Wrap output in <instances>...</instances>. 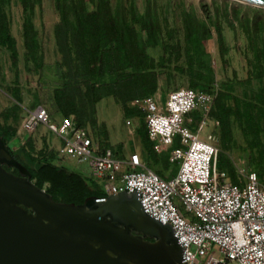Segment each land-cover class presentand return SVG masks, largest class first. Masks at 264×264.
Here are the masks:
<instances>
[{
    "label": "trees",
    "instance_id": "16d2710c",
    "mask_svg": "<svg viewBox=\"0 0 264 264\" xmlns=\"http://www.w3.org/2000/svg\"><path fill=\"white\" fill-rule=\"evenodd\" d=\"M13 2L19 3L23 15L20 39L24 63H31L33 71L40 74L45 50L32 19L36 8L41 14L43 0H0V48L8 54L17 81L20 53L11 33L9 12ZM52 5L58 16L53 39L59 59L53 64L58 85L52 88L46 102L51 120L71 117L74 127H90L97 132L96 104L112 97L124 117L137 118L140 129L145 131V150L155 155L149 157L151 165L168 168V154L153 152L144 114L130 102L142 94L146 84H153L151 77L160 81L158 89L163 98L178 89L182 81L189 89L214 96L209 117L218 122L214 130L220 149L217 168L237 184L230 156L237 161L245 157V168L255 172L264 183V17L241 16L239 10L227 4H200L198 13L193 6L186 7L182 2L173 5L170 0H144L141 9L136 0H52ZM177 19L179 25L175 24ZM223 25L233 35L243 34L249 70L241 80L232 69L231 77L216 87L211 57L203 46L214 36L221 67L226 71L230 48ZM28 66L24 65L26 70ZM19 95L16 86L11 96L16 104L0 113V137L10 154L28 171L30 180L57 202L81 204L88 197H105L100 182L68 168L45 141L37 149L30 136L22 143L18 140ZM44 104L34 93L31 108ZM190 116L195 122L198 120V113L192 112ZM98 134L105 136V131ZM104 138L99 141L101 151L105 149ZM178 145L176 138L173 148ZM5 168L18 174L15 168ZM153 170L163 178L160 169ZM176 170L171 165V171Z\"/></svg>",
    "mask_w": 264,
    "mask_h": 264
},
{
    "label": "built area",
    "instance_id": "2783aa9c",
    "mask_svg": "<svg viewBox=\"0 0 264 264\" xmlns=\"http://www.w3.org/2000/svg\"><path fill=\"white\" fill-rule=\"evenodd\" d=\"M213 99L212 93L182 86L168 92L162 102L145 91L131 102L144 114L152 149L167 152L168 161L178 163L168 180L148 169L137 154L124 163L110 150L101 151L85 130L73 126L71 117L55 123L42 106L27 114L21 128L46 127L61 140L57 156L85 161L107 195L135 193L145 213L171 226L182 263L264 264V183L231 157L237 184L217 168L218 122L209 117ZM192 112L198 113L196 122ZM205 128L206 140L199 137ZM175 137L179 147L169 150Z\"/></svg>",
    "mask_w": 264,
    "mask_h": 264
},
{
    "label": "water",
    "instance_id": "95a60500",
    "mask_svg": "<svg viewBox=\"0 0 264 264\" xmlns=\"http://www.w3.org/2000/svg\"><path fill=\"white\" fill-rule=\"evenodd\" d=\"M240 1L264 9V0ZM181 252L135 193L54 201L0 137V264H184Z\"/></svg>",
    "mask_w": 264,
    "mask_h": 264
},
{
    "label": "rangeland",
    "instance_id": "374dc122",
    "mask_svg": "<svg viewBox=\"0 0 264 264\" xmlns=\"http://www.w3.org/2000/svg\"><path fill=\"white\" fill-rule=\"evenodd\" d=\"M144 0H136L137 7L139 9L142 8ZM159 3L167 2V0H157ZM178 2H182L186 7L193 6L198 13L200 12L199 5L204 4L208 6H213L214 4L217 5H223L227 4L231 9L239 10L241 13V16L246 17H264V9L260 7L251 6L248 4H244L242 2L236 1V0H170L171 4H175ZM10 17H11V33L16 38L17 46L19 48V61L20 64H22L21 60V23H22V12L21 8L18 2H13L9 8ZM57 13L54 11L52 0H43V4L41 7V14L39 10L36 8L33 15V23L38 31V38L39 41L42 44V47H44L45 50V63L43 69L40 71V74H37L33 71L32 65H29L30 70L25 71L23 65H19V75H20V87L22 90V96L24 99V103H28L29 101L33 100V94H37L39 99L42 101V103L45 102L43 105L44 108L47 110L46 102L48 100V97L50 95V91L52 88L58 85V78L56 76L55 67L53 65L55 58L58 57L55 50L54 45V39H53V25L57 21ZM179 19V18H178ZM175 21L176 25H179L178 21ZM224 26V34L226 35V42L227 45H230L231 48V57L230 60L232 61L229 67L226 69V71H223L221 67L220 60L217 55V48L215 44L214 36L210 39L204 42L203 49L206 53H208L211 57V66L214 70V77H215V86L217 85L225 78L231 77V70L234 69L237 73V77L241 80L245 79L247 76V71L249 70V65L246 64V41L244 39L243 34H236L233 35L230 29L227 28L226 25ZM2 54H7L6 52H2ZM1 54V55H2ZM249 54V53H248ZM9 78H11V73L6 72ZM151 82L154 84V78L151 77ZM156 79V78H155ZM160 83V81H157V84ZM152 84V87L156 88ZM161 84V83H160ZM180 87H185V83L182 81H179ZM159 85V84H158ZM179 87V88H180ZM159 88V86H157ZM237 92H240V87H236ZM2 91L0 90V96ZM158 92V90H157ZM42 106V107H43ZM23 107H26L23 105ZM96 116L99 120V122H103L106 125L107 130L109 131V143L111 144L113 150L116 149L117 144H121L122 146H127L128 149L125 151H122L123 154L128 152L130 149L135 148L139 153L143 151V148H145V140L142 139V144L140 140H133V135H135V125H131L132 134L129 133V128L125 124L124 115L122 113V110L120 106L113 100L112 97H106L103 98L97 105H96ZM91 134L93 133L92 128H86ZM44 130V129H43ZM192 132H195V126L193 125V128L191 129ZM209 128H205L203 131L200 132L199 137L201 139L206 140V133H208ZM47 134V138L54 140L55 146L60 144L58 138L56 136L49 132L48 130H45ZM22 136V135H20ZM176 137L174 138V140ZM152 143V142H151ZM174 143V141H173ZM173 143L170 146V149H173ZM118 145V147H119ZM142 145V146H141ZM117 147V148H118ZM179 147V145H178ZM146 151V150H145ZM118 152V151H117ZM153 152H155L153 150ZM148 157H154V153H152L150 150L146 152ZM156 153V152H155ZM157 154V153H156ZM161 154H168L167 152L160 153ZM234 157V160L237 161ZM62 163L66 165L68 168L75 170L76 172L84 175V176H90L89 169L85 161L81 160L80 158L76 157H62L61 158ZM151 161V160H150ZM241 167L245 168L246 166V160L245 157L242 158V160H238L236 162ZM151 164V163H150ZM171 165H174L178 169V163H172ZM245 165V166H244ZM246 169V168H245ZM229 180V179H228Z\"/></svg>",
    "mask_w": 264,
    "mask_h": 264
},
{
    "label": "crops",
    "instance_id": "0c3cea01",
    "mask_svg": "<svg viewBox=\"0 0 264 264\" xmlns=\"http://www.w3.org/2000/svg\"><path fill=\"white\" fill-rule=\"evenodd\" d=\"M228 46H230V45H228ZM230 51H231V48H230L229 54H228L229 64H231V62H232L230 60V57H231ZM2 52H5V51L2 48H0V90L2 91L1 92L2 94L0 96V113L3 110H5L7 108H10V107H12V106H14L16 104V102L14 101V99L11 96L13 95V92L15 91V87L18 86L19 87V91H20L19 97H20V100H21V103L19 104L21 110L19 111V122H18V127H17V132H16V135H17L18 140H20V142L22 143L24 141V139H25L26 136H30L34 140V143H35V146H36L37 149H39L42 146L43 142L45 141V143L47 144V146H48L49 149H52L54 151H57L58 148L61 146V140L56 136V138H58L60 144L58 143V145L55 146L54 140L47 138V134L45 132V130H47L46 127H44L42 125H39V126H36L34 129H32L31 131H25V130H23L21 128V123H22L23 119L27 116V114L29 112H31L32 110H34L37 106L34 107V108H31L32 101L33 100L32 101H29L28 103H24V99H23V96H22V90H21V87H20V79H19L20 78V75H19L20 73L18 72V77H17V81H16V78H15V70L11 67L12 64L10 63V59L8 57V54H2ZM19 57H20V54L18 56V63H17L18 70H19V65H23V66L24 65H32L31 63H27V64L24 63L22 53H21L22 64H20ZM53 64H54V62H53ZM43 65H46L45 61H44V64ZM24 70L25 71H29L30 70V67H29V70H26L25 67H24ZM6 72L12 74L11 75V78L8 77L9 74L7 75ZM153 85L156 88H152V85H147L146 84L144 86L145 88L143 90L145 92H152V93H154L155 98L158 101H161L162 102L164 98L161 96V93L159 92V89L157 88L158 84H157V80L155 78H154V84ZM157 90H158V92H157ZM131 102H130V105H131ZM23 105L27 106V108L26 107H23ZM131 106L134 107V108H136L133 105H131ZM124 120H125V124H126V121H129L130 122L129 125L126 124V126L129 128V133L130 134H132V130L130 128L131 125L132 124L135 125V132H133V133H135V135H133V140H136V139L137 140H140L141 141V144H142L141 137L144 139L143 133L145 131H143V130L140 129V125H139L138 119L135 118V117H131V118L124 117ZM52 121L55 122V123H58L60 121V119L56 118L55 120H52ZM96 127H97V132H93L94 134H91L87 129H84V128H82V129L85 130L88 133V135L90 136V138L93 140L94 143H97V145H98L99 148H100V145H99L100 139L101 138L103 139L105 137L104 138L103 148L110 150L111 151V154H112V156L114 158H117V159L123 161L124 163H128V160H129L130 155L131 154H137L138 157H139V159L141 161H143V162L146 163V166H147L148 169H150L152 171H154L153 168L154 169H160V172H161V174L163 176L162 179L168 180V179H170L171 177H173L176 174L177 170H176L175 173L171 171V164L172 163H170L169 161H168V168L167 167L161 168V166H159V164L156 165V167H154L153 164L151 165L150 164L151 162L149 161V157H148V155H147V153L145 151V148H143V151L141 153H139L135 148H132L128 152H126L125 154H123L122 151L127 150L128 147L125 146V145L122 146L121 144L120 145L117 144V147H118V145H119V147L118 148L116 147V149L113 150L111 144L109 143V131L107 130L106 125L103 122H99L97 116H96ZM102 130L105 131V136H102L103 134H101V135L98 134V132L100 133ZM20 135H22V136H20ZM105 149H103V150H105ZM231 158L234 159L233 157H231ZM125 168H128V166H126Z\"/></svg>",
    "mask_w": 264,
    "mask_h": 264
},
{
    "label": "bare ground",
    "instance_id": "6f19581e",
    "mask_svg": "<svg viewBox=\"0 0 264 264\" xmlns=\"http://www.w3.org/2000/svg\"><path fill=\"white\" fill-rule=\"evenodd\" d=\"M236 1H239V2H242L243 3V1H240V0H236Z\"/></svg>",
    "mask_w": 264,
    "mask_h": 264
}]
</instances>
